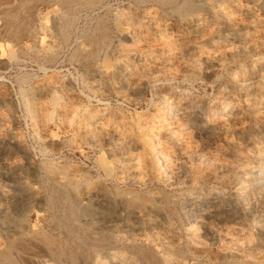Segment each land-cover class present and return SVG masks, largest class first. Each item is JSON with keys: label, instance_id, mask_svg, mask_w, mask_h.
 Listing matches in <instances>:
<instances>
[{"label": "rangeland", "instance_id": "obj_1", "mask_svg": "<svg viewBox=\"0 0 264 264\" xmlns=\"http://www.w3.org/2000/svg\"><path fill=\"white\" fill-rule=\"evenodd\" d=\"M183 1L0 0V264H264V0Z\"/></svg>", "mask_w": 264, "mask_h": 264}, {"label": "bare ground", "instance_id": "obj_2", "mask_svg": "<svg viewBox=\"0 0 264 264\" xmlns=\"http://www.w3.org/2000/svg\"><path fill=\"white\" fill-rule=\"evenodd\" d=\"M170 2H171V0H169ZM169 2V3H170ZM183 3L184 4H187V2H186V0H184L183 1ZM197 20L199 19V17H197L196 18ZM249 78V77H248ZM249 88V87H248ZM263 94V93H262ZM175 95V94H174ZM180 97V96H179ZM235 97H236V95H235ZM230 98V97H229ZM181 101V100H180ZM237 101V100H236ZM245 101V100H244ZM167 102H168V100H167ZM166 102V103H167ZM172 103V102H171ZM194 103V102H193ZM246 103V102H245ZM244 104V103H243ZM165 105V104H164ZM169 104L167 103V105L166 106H168ZM179 106H181L179 103H177L176 105H175V108H173V110H174V112L176 111V109H177V107H179ZM240 106H242V105H240ZM171 107V106H170ZM182 107V106H181ZM168 109H169V107H168ZM178 110V109H177ZM182 110H183V108H182ZM228 110V109H227ZM195 111V110H194ZM179 112V111H178ZM168 113V112H167ZM183 113H185V112H183ZM182 113V114H183ZM173 114V113H172ZM229 114V113H228ZM238 115V114H237ZM176 116V115H175ZM182 116V115H181ZM89 117V116H88ZM193 117V116H192ZM206 117V116H205ZM231 117H232V115H231ZM89 119V118H88ZM204 119V118H203ZM199 121V120H198ZM225 121V120H224ZM229 121H230V119H229ZM203 124V123H202ZM158 128V127H157ZM201 129H204V127H200ZM156 129V128H155ZM159 129V128H158ZM159 132V131H158ZM133 149V148H132ZM180 154V153H179ZM158 155V154H157ZM198 158V157H197ZM253 167V166H252ZM6 169H7V167H6ZM21 169V168H20ZM18 170V169H17ZM252 170H253V172L255 173V175L256 176H260L262 173H264V155L262 156V159H261V161L258 163V164H256L253 168H252ZM6 171V170H5ZM11 171V170H10ZM134 171V170H133ZM33 172V171H32ZM57 172V171H56ZM138 172V171H137ZM55 173V172H54ZM143 173V172H142ZM5 174V173H4ZM57 174V173H56ZM145 174V173H144ZM8 175V174H7ZM46 175V174H45ZM44 176V175H43ZM6 177V176H5ZM9 178H10V176H8ZM45 177V176H44ZM205 177V176H204ZM59 178V177H58ZM202 179H204V178H202ZM262 179H264V178H262ZM67 180H68V178H67ZM72 181V180H71ZM50 182V181H49ZM81 183V182H80ZM78 185V184H77ZM74 186V185H73ZM80 186V185H79ZM57 187V186H56ZM80 188V187H79ZM16 189V188H15ZM10 191V190H9ZM51 192V191H50ZM55 193V192H54ZM58 193V192H57ZM85 194V193H84ZM213 194V193H212ZM63 195V194H62ZM142 196H143V194H141ZM207 195V194H206ZM72 196V195H71ZM97 196V195H96ZM95 196V197H96ZM123 196V195H122ZM141 197V196H140ZM0 198L1 199H3L4 201L5 200H11L12 198H13V195H12V193H11V191L10 192H8V191H0ZM94 198V197H93ZM98 198V197H97ZM153 198V197H152ZM64 199V198H63ZM74 199V198H73ZM78 201V200H77ZM245 201V200H244ZM10 202H12V201H10ZM68 202V201H67ZM79 202V201H78ZM99 202V201H98ZM97 202V203H98ZM54 203V202H53ZM99 204V203H98ZM49 205V204H48ZM119 205H120V203H119ZM162 206V205H161ZM99 207V206H98ZM6 209H7V207H5V206H1L0 207V218H1V220H3L4 221V219L7 217V214H6ZM26 210V209H25ZM108 211V210H107ZM54 213H55V211H54ZM200 213V212H199ZM136 214V213H135ZM8 215H9V212H8ZM11 216V215H10ZM188 217V216H187ZM203 217V216H202ZM203 218H206L205 216L203 217ZM10 219V218H9ZM135 219V218H134ZM61 220V219H60ZM137 220V219H136ZM141 220V219H140ZM201 220V219H200ZM111 221V220H110ZM195 221V220H194ZM0 222H2V221H0ZM8 222V221H7ZM10 222V221H9ZM113 221H111V223H112ZM116 222V221H115ZM118 222V221H117ZM138 223V222H137ZM142 223V222H141ZM145 223V222H144ZM8 225V224H7ZM137 225H139V224H137ZM198 225V224H197ZM96 226V225H95ZM127 227V226H126ZM125 227V228H126ZM24 229V228H23ZM127 229H129V228H127ZM159 229V228H158ZM146 230V229H145ZM157 230V229H156ZM194 230V229H193ZM25 231V230H24ZM30 231V230H29ZM152 231V230H151ZM144 232V231H143ZM150 232V231H149ZM158 232H160V231H158ZM207 232V231H206ZM4 233V232H3ZM18 233V232H17ZM61 233V232H60ZM2 234V233H1ZM126 234V233H125ZM11 235V234H10ZM129 235H132V233H129ZM153 235V234H152ZM162 235H163V233H162ZM210 235H211V233H210ZM167 236V235H166ZM172 237V236H171ZM37 238H38V236H37ZM123 238V237H122ZM22 239V238H21ZM124 239V238H123ZM152 239V238H151ZM169 239V238H168ZM212 239V238H211ZM27 240V239H26ZM53 240V239H52ZM192 240V239H191ZM49 241H51V240H49ZM193 241V240H192ZM241 241V240H240ZM155 242V241H154ZM21 243V242H20ZM55 243H57V242H55ZM172 243V242H171ZM237 243V242H236ZM32 244V243H31ZM30 244V245H31ZM60 245H62L61 244V242L59 243ZM196 244V243H195ZM18 245V244H17ZM58 245V244H57ZM59 245V246H60ZM234 245V244H233ZM233 245H232V247H233ZM23 245H21V247H22ZM56 246V245H55ZM237 246H238V244H237ZM19 248H20V246H19ZM18 248V249H19ZM23 248L24 249H28L27 247L25 248L24 246H23ZM23 248H21V250L23 249ZM56 248H58V246L56 247ZM59 249V248H58ZM73 250H75L74 249V247H73ZM165 250V249H164ZM163 250V251H164ZM25 250H23V252H24ZM59 251V250H58ZM44 254V253H43ZM190 255V254H189ZM193 256V255H192ZM123 257V256H122ZM168 257H169V254H168ZM259 257V256H258ZM196 258V257H195ZM170 260H172V259H170ZM81 262V261H80ZM166 262V261H165ZM79 264V263H78Z\"/></svg>", "mask_w": 264, "mask_h": 264}]
</instances>
